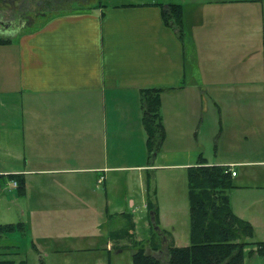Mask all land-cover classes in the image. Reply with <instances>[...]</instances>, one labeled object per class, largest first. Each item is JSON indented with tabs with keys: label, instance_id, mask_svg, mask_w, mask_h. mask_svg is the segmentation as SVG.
<instances>
[{
	"label": "crops",
	"instance_id": "obj_1",
	"mask_svg": "<svg viewBox=\"0 0 264 264\" xmlns=\"http://www.w3.org/2000/svg\"><path fill=\"white\" fill-rule=\"evenodd\" d=\"M169 3L172 2L97 1L89 9L59 12L34 29L11 34L9 41L0 44V223L26 222L31 211L41 208L39 203L45 199L39 198V203L33 204L34 198L29 197L30 184H38L35 179L52 178L58 182L50 189L41 185L39 196L51 195L60 188L71 192L66 196L69 204L55 203L56 212L84 208L74 207V200L88 210L100 212L99 176L104 177L102 184L106 187L109 172L141 173L153 168L155 159L151 160L143 124L142 89L169 88L162 92L160 105L166 133L163 146L167 148L156 156L165 157L160 165L185 168L187 178L188 168L196 165L202 154L194 148V142L202 138L204 111L213 126L221 123L224 128L222 107L218 106V118V103L206 100L205 94L212 86L216 89L228 84L227 91L234 92L230 84L244 83L243 98L264 99V7L260 11L249 7L238 13H223L222 19L242 18L243 22L221 28L223 37L211 35L209 41L199 14L191 21L186 20L184 11L185 34L179 37L163 17L162 6ZM207 42L219 46H212L219 50L208 52ZM237 42L243 46L238 53L242 58L226 62L223 58L229 55L228 48H234ZM205 68L211 76L205 75ZM215 96L212 99H220ZM231 111L234 108L229 109V115ZM263 112L261 107L251 113L252 119L247 118L254 122L256 136L262 130ZM109 130L114 137V156L121 149L122 158L115 159L122 163L115 160L109 164ZM250 135L244 131L245 143L251 141ZM255 143L258 145L254 151L247 148L253 158L211 161L204 156L209 164L228 166L231 171L238 166L250 168L245 173L253 174V183L234 181L239 175L236 171L235 191L241 192H233L230 200L233 211L253 225V242L264 241V139ZM166 155L174 160H168ZM10 174H20L25 179L24 194L3 190ZM68 178L74 190L65 188ZM257 204L261 208L260 220L249 212ZM135 205L130 197L116 206V219L122 226L112 232L125 231L130 221H135ZM244 250L245 264H264L256 244ZM19 253L14 251L13 255Z\"/></svg>",
	"mask_w": 264,
	"mask_h": 264
},
{
	"label": "rangeland",
	"instance_id": "obj_2",
	"mask_svg": "<svg viewBox=\"0 0 264 264\" xmlns=\"http://www.w3.org/2000/svg\"><path fill=\"white\" fill-rule=\"evenodd\" d=\"M97 1L114 3V1L135 2L140 0H0V39L8 40L11 34L14 36L26 30L34 29L45 23L49 17L59 12L89 9ZM170 1L182 5L186 20L191 19V21H194L196 14H199L198 18H202L204 22L205 29L203 33L209 41L211 40V35L222 36L221 28H229L232 24L237 26L238 21L243 22L242 18L222 19L223 13H238L249 7L252 10L260 11L264 7V0H252L251 3L245 2L248 0ZM226 3L229 4L225 5ZM13 17L16 20V28H11L9 29L10 31L8 29L5 30L4 23L9 22ZM189 23L188 25L191 26ZM212 46L219 48L217 45ZM212 46L207 42L205 49L208 52L219 50L214 49ZM239 49H243V46L237 42L234 48H228L227 52L229 55L226 53L223 60L227 62L228 59H232L233 57H236L238 60L242 58V55L238 54L240 52ZM205 62H209V60ZM213 69L217 70L219 67H213ZM219 74H222V71ZM205 75L211 76L210 72L207 74L206 68ZM226 85L220 84L216 89L212 86L209 94H205L207 102L214 104V101L215 105L218 103L215 107L218 118H220L218 106L222 107L224 128L222 129L221 123L213 126V123L208 119V112L204 111L205 121L201 132L202 138L199 142H194V148L198 149L203 156L211 161L243 160L246 157L253 158L248 155L247 148L251 147L254 151V148L258 145L255 142L261 138L262 140L264 139V121L262 122V130L260 128V133L256 136L257 131L253 128L254 122L250 123L247 118L252 119L254 116L251 113L254 110H260L261 107L263 112L264 99L261 100L255 97L251 99L243 98V95L245 96L242 92V85L244 86V83L240 85L230 84L234 92L227 91ZM214 96L220 99H212ZM237 96L241 98H236ZM230 108H234V111L230 112L232 113L231 115L228 114ZM263 114L264 112L262 113V117ZM244 131L251 134L249 139L251 141L249 143L244 142ZM113 138V132L109 130L110 165L115 160L117 162L115 158H122L120 148L114 156ZM166 148L167 146H163L162 144L157 152L152 155L151 160L155 159L156 163L153 161L154 167H150L148 171L141 173L131 171L109 172L107 174L106 187L99 182L101 178L99 176L97 178V183L100 184L98 201L100 207H103L99 210L100 212L88 210L81 202H76L77 200H74L73 206L84 207L83 209L71 212H56L53 210L56 207L55 203L57 201H66L69 204L70 202L66 199V196L71 192L60 188V191H55L51 195L39 196L38 190L41 185L50 189L52 185L58 182L52 178L35 179V183L38 184H30L29 197L34 198L33 204L39 203L37 201L39 198L45 200L43 203H39L41 208L38 207V210L34 209L31 211V214H28L26 222H24V231H15L1 236L0 252L11 251L13 253L14 251H20V253L19 255L14 254L11 256L0 253V259L9 256L8 258H14L16 261L26 260L27 264H133V255L140 247H144L155 255H160V249L153 250V248L155 246L161 247L162 235L167 237L171 245H190L191 220L187 171L185 168L160 165L161 159L163 158L164 160L165 157L161 158L156 155ZM166 151H169V149ZM1 155L2 150L0 149V158L2 160ZM251 155H254V152ZM166 158L174 160L169 155H166ZM245 170H250V168L238 166L236 171L239 172V175L236 179L234 178V181L237 182L240 179H244V183H253L252 181L254 180H251L253 174L248 176ZM256 171L258 172L259 170ZM13 180L9 177L4 184L3 190L6 193L19 195L20 188L18 185L14 186ZM76 181L78 183L81 182L78 179ZM148 183L150 186L149 191L147 189ZM84 185L87 188L88 184L86 181H84ZM55 187L53 188L55 189ZM65 188H68L69 191L71 189L74 190L72 181L69 178L65 180ZM235 190H237L235 186L228 190L230 199L233 192H241ZM106 193L109 200L108 210L104 207L106 205ZM87 194L88 191H86L85 195ZM130 197L136 203V211L133 213L135 221H130L132 224L130 228L127 227L125 231H120L122 232L120 238H115L110 235V232L118 230L122 224H120L119 219H116L114 210L116 211V206L120 207ZM234 201L235 199L232 203ZM152 203L154 204L153 207ZM64 206L62 205V207ZM35 207L36 205H34ZM259 210L261 211V208L257 204L249 212L255 213L259 219ZM152 211L156 216V225L161 230L156 232L157 235L151 221ZM261 219H264V211H262ZM259 228L260 225L258 224ZM110 242L111 245H109ZM6 245H12L19 248V250L7 249Z\"/></svg>",
	"mask_w": 264,
	"mask_h": 264
},
{
	"label": "trees",
	"instance_id": "obj_3",
	"mask_svg": "<svg viewBox=\"0 0 264 264\" xmlns=\"http://www.w3.org/2000/svg\"><path fill=\"white\" fill-rule=\"evenodd\" d=\"M162 8L165 23L183 38L185 30L182 5L169 3ZM7 41L9 40L0 39V44ZM165 89L169 88L150 87L141 90L143 124L147 132L150 157L162 146L166 135L160 113L161 95ZM9 177L18 181L20 194H24L25 179L20 174H10ZM147 185L149 190V183ZM234 186L232 171L228 166L209 164L201 154L198 163L188 168L190 245L175 246L168 243L165 248L161 241V247L153 248L160 249V255L140 247L133 255V264H245L244 249L252 243L258 246L259 254L264 257V241L253 242V225L233 211L228 190ZM153 205L152 203V207ZM131 226L132 224L128 228ZM24 229L23 221L0 223V238L4 234ZM157 231L161 230L155 229V234ZM121 233L117 231L111 235L120 238ZM13 247L6 245L7 249ZM0 253L13 255L11 251ZM9 256L0 259V264H27L26 260L16 261L8 258Z\"/></svg>",
	"mask_w": 264,
	"mask_h": 264
},
{
	"label": "water",
	"instance_id": "obj_4",
	"mask_svg": "<svg viewBox=\"0 0 264 264\" xmlns=\"http://www.w3.org/2000/svg\"><path fill=\"white\" fill-rule=\"evenodd\" d=\"M151 221L154 224L155 229L160 230L159 226L156 225V217L153 211L151 212ZM167 243H168L167 237L163 235L162 245L166 247Z\"/></svg>",
	"mask_w": 264,
	"mask_h": 264
},
{
	"label": "flooded vegetation",
	"instance_id": "obj_5",
	"mask_svg": "<svg viewBox=\"0 0 264 264\" xmlns=\"http://www.w3.org/2000/svg\"><path fill=\"white\" fill-rule=\"evenodd\" d=\"M15 17H13V19L9 20V22H6L4 23V28L5 30L8 29H11V28H16V20L14 19Z\"/></svg>",
	"mask_w": 264,
	"mask_h": 264
},
{
	"label": "built area",
	"instance_id": "obj_6",
	"mask_svg": "<svg viewBox=\"0 0 264 264\" xmlns=\"http://www.w3.org/2000/svg\"><path fill=\"white\" fill-rule=\"evenodd\" d=\"M236 174H237V172L235 170H232V175L234 176ZM103 181H104V177L101 176V178L99 179V182L102 183ZM12 182H13L14 186L18 185V181L17 180L14 179Z\"/></svg>",
	"mask_w": 264,
	"mask_h": 264
}]
</instances>
